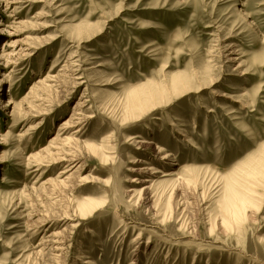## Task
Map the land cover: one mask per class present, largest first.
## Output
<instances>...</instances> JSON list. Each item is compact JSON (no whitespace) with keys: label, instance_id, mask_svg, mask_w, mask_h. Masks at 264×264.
Returning <instances> with one entry per match:
<instances>
[{"label":"rangeland","instance_id":"rangeland-1","mask_svg":"<svg viewBox=\"0 0 264 264\" xmlns=\"http://www.w3.org/2000/svg\"><path fill=\"white\" fill-rule=\"evenodd\" d=\"M16 1L0 0V264H264V0ZM147 175L148 202L131 182ZM52 233L59 257L39 252Z\"/></svg>","mask_w":264,"mask_h":264},{"label":"bare ground","instance_id":"bare-ground-1","mask_svg":"<svg viewBox=\"0 0 264 264\" xmlns=\"http://www.w3.org/2000/svg\"><path fill=\"white\" fill-rule=\"evenodd\" d=\"M8 2V1H7ZM18 1H16V0H10V4H15V3H17ZM21 2V1H20ZM235 51H237L236 49H234V51L233 52H235ZM232 60V59H231ZM234 60V59H233ZM57 63V62H56ZM72 63L73 62H71L70 64H64L63 66H64V68H69L68 70L69 71H71V72H73L74 70H72ZM75 63V62H74ZM237 66H240L238 63L236 64V65H234L232 68H236ZM57 67V66H56ZM47 77V76H46ZM57 77H59V75H56L54 78H57ZM54 78H51V80H54ZM42 82H40L39 84H41ZM79 83H81V82H78V84ZM56 84V83H55ZM71 84V85H70ZM69 85H70V87H74V84H76L75 82H72V83H70ZM178 84H181L180 83V81L178 82ZM163 91V90H162ZM154 96V95H153ZM156 100V99H155ZM81 104V103H80ZM158 104V103H157ZM81 107V106H80ZM6 110H7V108L5 107L4 109L2 108V109H0V111L2 112V113H6ZM78 110L79 109H77V110H75L74 112H72V114L70 115V117L67 119V120H65V121H63V123L61 124V126H60V129L61 130H67L68 128H71L72 126H73V124H81L82 122H84L83 121V117H85V115H82V113L81 112H78ZM80 111V110H79ZM86 118V117H85ZM74 122V123H73ZM80 130H81V128H78V129H76V130H74V132H73V134H77L78 132H80ZM68 131H69V129H68ZM63 132V131H62ZM70 139L72 140H74L75 141V138H74V136L72 135V137L70 138H64V139H62L63 141L65 140L66 142L67 141H70ZM72 140V141H73ZM132 140V139H131ZM133 141V140H132ZM63 143V142H62ZM70 143V142H69ZM135 145L137 146L136 147V149H139V150H142V149H145V148H147V147H151V143L150 142H148V141H142V140H136L135 141ZM57 149V157L56 156H54L53 154L50 156V158L51 159H49L48 157L46 158H44L43 159V161H45V163L46 164H51L52 162H54V160L55 161H63V160H66L67 159V156H68V154H66V152H62L59 148H56ZM96 149V148H95ZM59 151H61L60 152V154H59ZM157 155L158 156H154L158 161H159V159L161 160V162H162V160H165L166 161V159L167 158H170V155L169 154H167V153H165V154H160L161 153V149H158L157 151ZM156 154V153H155ZM161 156H160V155ZM54 156V157H53ZM72 156V155H71ZM105 157V156H104ZM69 160H70V158H69ZM138 162H142V160L141 159H135L134 161H133V163H138ZM164 162H162V164H163ZM40 165H41V162L39 163ZM185 166L184 165H182L180 168H179V171H181L182 169H185L186 170V168H184ZM72 168L73 167H69V166H65L62 170H60V172H59V174H60V179L58 180V181H60L61 183L63 182V183H65V182H67V181H69L72 177V174H73V170H72ZM247 168V167H246ZM141 169V168H140ZM139 168H137L136 166H133V167H130V171H132V172H136V173H141V172H144V173H149V174H160V178L159 179H161V178H163V179H161V180H164L165 182L166 181H169V177L170 176H172L173 175V173L172 172H170L169 170H157V168H155L154 170H152V168H150L149 170L150 171H141ZM188 169V168H187ZM72 170V171H71ZM71 171V172H70ZM255 171V170H254ZM70 172V173H69ZM65 176V177H64ZM64 177V178H63ZM149 176L147 175V176H144V177H140V176H135L132 180H131V182H137V183H148V182H150L151 181V179L149 180V178H148ZM173 179V178H172ZM180 179V178H179ZM160 180V181H161ZM171 180V179H170ZM174 180V179H173ZM159 181V180H158ZM157 181V179H156V181L155 180H152L151 181V183L149 184V185H144V186H142L141 188H140V191H139V189H138V191L140 192L139 194H140V196L142 195V198L144 199V200H146L147 202L148 201H150V199H148V197H147V194H148V192H149V190L151 189L150 187H151V185H153V184H155L156 182H157V184H159V182ZM177 181V180H176ZM248 181V180H247ZM54 182V181H53ZM161 182H163V181H161ZM246 182V181H245ZM259 182V181H258ZM173 182L171 181V184H172ZM161 184V183H160ZM167 184V183H166ZM155 186H156V184H155ZM165 186V185H164ZM243 186V185H242ZM174 188V187H173ZM182 188V187H181ZM138 191H136L135 189H133L132 187H131V189H129V190H127V193H128V195H130V196H135V194H136V192L138 193ZM175 191V190H174ZM162 192V191H161ZM227 193L224 195V205H226V207H227V209L231 212L232 211V213H237V214H239V215H241L240 213H242L243 212V210L245 209V207L246 206H248L250 203H252L253 202V200H255V196L257 195V184L255 183V182H250V184L249 183H247L246 184V186H243L241 189L239 188L238 190H234L233 188H231V189H229V190H227L226 191ZM58 195V194H57ZM127 195V194H126ZM127 195V196H128ZM137 195V194H136ZM139 196V197H140ZM141 198V197H140ZM103 199V198H102ZM130 199V198H129ZM92 200V199H91ZM91 200H89V201H91ZM87 200H85V202H86ZM84 201H82V203H83ZM88 202V201H87ZM86 202V203H87ZM92 202H94V200L93 201H91V203ZM97 202V201H96ZM257 202V201H256ZM89 203V202H88ZM92 204H94L95 205V202L94 203H92ZM99 205V202H97V205L96 206H98ZM151 205H153V204H151ZM89 206V205H88ZM82 207H86L87 208V205L85 204H82ZM81 208V207H80ZM91 208V207H90ZM88 208V210H91V209H94L95 208V206H94V208ZM83 209V208H82ZM85 212H86V209H85ZM87 213V212H86ZM35 214V213H34ZM238 215V216H239ZM234 220V219H233ZM39 227V226H38ZM115 230H117V229H114V231ZM65 231V230H64ZM62 234H64V233H62ZM62 234H58V233H52V234H49V235H46V236H42L41 237V239H40V242H39V245H41V249H39V252L40 253H45V254H47V256H48V254L50 255V257L52 256V257H59V256H61V255H63L64 254V252H66L67 251V240H66V238L62 235ZM113 234V233H112ZM67 237V236H66ZM66 250V251H65ZM59 252L58 254H54L53 252ZM44 254V255H45ZM53 254V255H52ZM49 257V258H50ZM81 258V257H80ZM83 258H85V257H83L82 256V258L81 259H83ZM83 263H86V264H90V262L88 261V260H83Z\"/></svg>","mask_w":264,"mask_h":264}]
</instances>
